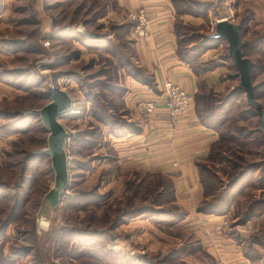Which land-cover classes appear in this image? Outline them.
I'll list each match as a JSON object with an SVG mask.
<instances>
[{
	"label": "rangeland",
	"instance_id": "obj_1",
	"mask_svg": "<svg viewBox=\"0 0 264 264\" xmlns=\"http://www.w3.org/2000/svg\"><path fill=\"white\" fill-rule=\"evenodd\" d=\"M178 4V48H194L197 58L210 49L208 66L230 68L233 86L216 99L238 86L239 75L226 58V40L206 38L218 19L241 25L264 109V0ZM138 9L126 13L119 0H0V264H217L203 251L209 231L230 237L250 263L264 261V131L241 88L217 129L223 140L199 163L208 195L191 211L195 218L211 216L208 229L194 220L192 230L183 226L187 210L171 203L170 180L159 184L157 172L119 170L107 137L122 122L133 125L122 108L138 37L126 23L137 25L129 14ZM58 88L72 98V109L59 118L70 133L71 161L67 188L45 224L38 209L54 172L39 152L48 133L28 111L48 103ZM219 197L221 213L199 209L202 200Z\"/></svg>",
	"mask_w": 264,
	"mask_h": 264
},
{
	"label": "crops",
	"instance_id": "obj_2",
	"mask_svg": "<svg viewBox=\"0 0 264 264\" xmlns=\"http://www.w3.org/2000/svg\"><path fill=\"white\" fill-rule=\"evenodd\" d=\"M119 4L126 13L143 8L148 18L145 34L133 35V48L136 67L143 68L149 78L139 81L130 73L124 76L122 116L133 123L134 130L119 135L108 133L107 140L116 151L118 168L167 175L174 185L176 203L187 210L183 226L190 227L194 220L208 229L211 216L203 214L195 218L191 210L203 199L198 163L207 158L219 134L197 118L194 96L201 91L219 93L232 88L230 68L225 64L208 66L204 57L210 49L191 63L180 57L175 23L181 17L170 0H119ZM165 80L190 94L192 105L186 113L172 115L167 110L162 92ZM146 103L152 106L151 111L145 109ZM209 232L206 234L210 242L203 246V251L211 254L217 264H252L230 237ZM196 235L202 244L206 243Z\"/></svg>",
	"mask_w": 264,
	"mask_h": 264
},
{
	"label": "water",
	"instance_id": "obj_3",
	"mask_svg": "<svg viewBox=\"0 0 264 264\" xmlns=\"http://www.w3.org/2000/svg\"><path fill=\"white\" fill-rule=\"evenodd\" d=\"M239 24L227 18L218 19L214 24L212 40L225 39L228 44L226 58H231L234 68L239 75L238 87L245 93L249 105L257 112L258 123L264 126V109L260 102L254 97V85L251 81L252 62L243 54V43L239 36ZM50 101L40 108L31 109L28 112L39 117L47 131L46 146L39 152L45 153L50 158L54 172L53 183L47 192L42 196L38 209L41 220L45 224L50 220L53 210L63 196L69 180V162L66 145L70 133L61 124L59 118L72 109V98L63 89H52L49 93ZM44 224V225H45ZM45 231V230H44ZM49 231V228H47Z\"/></svg>",
	"mask_w": 264,
	"mask_h": 264
},
{
	"label": "trees",
	"instance_id": "obj_4",
	"mask_svg": "<svg viewBox=\"0 0 264 264\" xmlns=\"http://www.w3.org/2000/svg\"><path fill=\"white\" fill-rule=\"evenodd\" d=\"M173 1V5L177 11V13H181L178 9H177V5H180L178 4V1L179 0H172ZM181 1V0H180ZM244 21V20H243ZM243 23V22H241ZM127 26L129 25L130 29L133 30L134 29V26L136 24V21H127ZM239 24V23H238ZM241 25L239 24V36L241 38ZM206 40H209V41H214L210 38V35L207 36ZM178 45H179V40H178ZM243 48H245V43L243 42ZM242 48V49H243ZM178 51H179V54H180V57L186 61L187 63H191L195 60V58H197L196 53H198L194 48L192 49H189V48H178ZM199 51V50H198ZM244 54V53H243ZM244 56H246L244 54ZM247 57V56H246ZM251 61V60H250ZM252 62V61H251ZM254 63L252 62V65H251V81H252V73H253V70H254ZM132 72V75L138 79L139 81L141 80H148V73L145 72V70L143 68H139V67H136V71H134L133 69L131 70ZM253 83V82H252ZM255 87H254V97L256 100H258V98L255 96V93H256V90L258 89V85H255L253 84ZM240 88L237 86L235 87L231 92H229L228 94L224 95V96H219L218 99L215 98L216 96V92H204V91H201V92H198L195 94L194 96V99H195V112H196V116L197 118L202 122L204 123L206 126L208 127H212L214 129H218L219 126L222 124L223 122V119H224V116L226 115V113H229L230 111V108H228V105L238 99V97L240 96L239 94L241 93ZM204 96L206 97V99L204 98ZM208 100V101H204L202 104H200L201 100ZM213 100V103L211 102ZM36 117V116H35ZM114 123H117V122H111V124L113 125ZM133 126L132 124H127L125 122H122L119 126L120 127H114L113 130L111 129V133H113L114 135H119V134H122V133H125L127 131H130L131 129L130 128H126L127 126ZM260 126V125H259ZM260 130L264 131V126H260ZM223 140V135H220L218 140L215 141L211 148H210V151L207 155V158L205 159V161H208L214 154V149L217 147V145ZM218 154V153H217ZM198 166H200V171H204L203 168L204 167V164H200L198 163ZM202 171L200 172V174L202 173ZM156 176L159 180V184L161 182L162 179H168L171 181V179L165 175V174H162L160 172H157L156 173ZM239 180V177L236 178V180L232 181L230 184H235L237 183ZM200 181L202 183V187L204 189V187L206 186V179H201L200 178ZM169 184V183H168ZM172 187V191H171V194H172V198H171V203H176V198H175V193H174V185H173V182L171 181V185ZM208 195V193L205 192V190L203 191V197L206 198ZM223 197V196H222ZM227 197V196H225ZM203 198V199H204ZM227 200V199H226ZM222 199L219 197L217 199H215L214 201L212 202H209L207 200H202L203 202V206H200L199 209L201 210H205L206 213H221L224 209H225V205L222 204ZM229 203V200L227 201L226 205ZM162 213H164V215H166L165 213H167L166 211H162ZM170 214V212H168ZM168 214V217H170ZM176 216H180L179 214H174ZM261 263V262H260ZM261 264H264V261H262Z\"/></svg>",
	"mask_w": 264,
	"mask_h": 264
},
{
	"label": "built area",
	"instance_id": "obj_5",
	"mask_svg": "<svg viewBox=\"0 0 264 264\" xmlns=\"http://www.w3.org/2000/svg\"><path fill=\"white\" fill-rule=\"evenodd\" d=\"M132 18L138 20L137 25L134 28V33L138 36H143L146 32V25L148 19L145 16V11L143 8H139L137 12H130L129 14ZM162 92L165 95V106L167 110L172 115H181L190 110L192 105V98L190 94L178 86L177 84L171 82L170 80H165L162 83ZM145 109L151 111L152 106L150 103H146ZM228 264H242V263H228Z\"/></svg>",
	"mask_w": 264,
	"mask_h": 264
}]
</instances>
